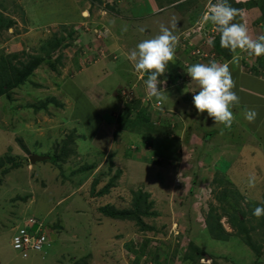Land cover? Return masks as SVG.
I'll return each instance as SVG.
<instances>
[{"label":"rangeland","instance_id":"1","mask_svg":"<svg viewBox=\"0 0 264 264\" xmlns=\"http://www.w3.org/2000/svg\"><path fill=\"white\" fill-rule=\"evenodd\" d=\"M101 1L99 6L96 3L91 7L83 0H0V11L16 22L0 32V55L22 51L38 55L41 45L54 35L66 38L68 31L75 30L64 41L69 46L41 63L27 83L11 90L10 99L0 97V159H5V167L19 165L10 167L5 176L0 174V264H134V256L124 242L137 246L142 238H149L151 254L149 258L144 254L141 264H151L153 259L154 264L156 260L159 264H180L176 250L189 251L187 240L218 256L213 262L205 257L195 264H264V226L260 225L264 216L253 215L256 207L264 206L263 140L257 138L258 145L253 138L257 147L252 146L250 136L232 129L234 123L230 128L215 124L207 113H199L189 121L197 134L183 146L146 131L144 123L135 124L136 113L130 130H119L116 122L125 104L151 106L139 98L144 96L141 89H129L131 86L123 81V69L129 65L121 58L116 63L111 60L123 47L133 49L144 39L158 35L161 23L170 25L175 18V34L181 28L176 51H184L176 52L178 57L169 63L163 77L167 79L172 65L178 66L171 87H176L184 72L181 62L190 64L192 57L223 62L214 51V56L210 53L206 58L189 57L192 50L181 40L190 21L204 15L200 11L209 0H195L188 12L185 7H169L165 0ZM263 2L258 5L261 7ZM199 4L203 5L200 10ZM82 12L87 24L80 28L76 24L82 20ZM125 13L128 21L124 20ZM95 35L102 38L97 41ZM209 49L208 45L200 48L207 53ZM121 91L129 97L131 94L132 101H126ZM148 97L152 103L157 100ZM185 99L193 101L190 96ZM160 100L163 105L168 102L167 96ZM46 102L45 108L35 110L34 105ZM163 118L156 112L153 121L164 122ZM106 129L114 134L112 139ZM63 149L65 162L53 160ZM30 155L47 159L31 164ZM223 160L231 164L219 170H232L229 186L213 182L216 169L225 167ZM85 166L92 168L81 172ZM252 175L256 178L254 188L248 186ZM95 180L97 191L112 181L106 195L90 194ZM229 189L237 192L227 194ZM139 190L152 203L149 212L155 213L142 217L151 228L148 231H140L133 221L110 219L98 210L104 205L119 210L130 208ZM223 194L230 196L227 202ZM236 200L241 208L237 214L245 216L240 220L247 231L241 232V237L231 235L226 241L212 239L206 230L210 213L220 218L219 223L228 233H238L228 220L232 214L222 209ZM24 216L43 223L42 230L51 242L43 252L31 253L27 258L11 247L14 229L22 224L20 218Z\"/></svg>","mask_w":264,"mask_h":264},{"label":"trees","instance_id":"2","mask_svg":"<svg viewBox=\"0 0 264 264\" xmlns=\"http://www.w3.org/2000/svg\"><path fill=\"white\" fill-rule=\"evenodd\" d=\"M83 1L89 2L91 7L94 6V4H96V3H98L97 4L98 6L100 4H102L101 0H83ZM165 1H166V3H168L167 5H173L177 9H182L185 7V10L187 12L189 11L191 4L196 2L195 0H184V1H181V0H165ZM229 2L231 3V5L233 7L241 8L244 10H246L245 8H248L250 5V3L248 1L243 3V2H237L236 0H229ZM0 6H1V4H0ZM199 6L202 7V4L201 5L199 4L198 7ZM198 7L196 9H198ZM200 7L198 10H200ZM3 9H5V8H3ZM202 11L203 10L200 11V14ZM2 12L3 11H0V32L3 30H9L10 28H12L16 24V22L13 19L6 18ZM194 14L195 13H192V15L190 17L192 18ZM199 16H197L196 18H198ZM196 18H194V19L196 20ZM193 22H194V20L190 21V25L188 28H190L191 25H193L195 23V22L194 23ZM74 31H68V36L66 38L62 37V36L57 37L54 35V37L52 39L48 40L44 45H41V47H40L41 53L38 55H26L25 53H23L24 51H22L21 53H13L11 55H0V97L4 96V97H7L10 99L11 90H13L15 88H19V87L23 86L25 83H27L29 77L32 76L34 71L38 68V66L41 63H43L44 61H47V60H51L53 58V55L56 54L57 51L61 50L62 48L69 46L68 44L64 43V41L66 39H70L71 35H72V33H74ZM214 38H215L214 44L212 46H209V47L211 48L212 51H214L216 53V55L218 57H221L223 60H231L233 58V55L237 54V52L232 53L231 51H229L227 49H223L220 47L219 34L217 32H215ZM251 56L253 57L254 55H249L246 52H240L239 53L240 59H238V60L240 62H242L241 64L243 65V68L247 72L248 71L254 72V70H256V69H254L253 65H251V64H253ZM23 57H28V58L26 60H21V58H23ZM261 57H263V56H261ZM261 57L254 56L255 59H258ZM60 58H61V55L59 54L57 56V58L55 59V62L59 63ZM250 58H251V60H250ZM248 65H251V66L248 67ZM51 67L55 69V66L52 64H51ZM177 76H178V66L172 65L170 67V70L168 71L167 79L169 82L172 83V81H175L177 79ZM163 77H160V78H163ZM46 104H47V102L43 103L41 105H34V108H35V110H38L40 108H45ZM133 113H136L137 121H135V124L138 122L144 123L145 127H146V129H145L146 131H153L152 134H154L156 136L166 137V139L169 138L172 141L175 140L174 139V138H176V134H175L176 131L174 130L175 125H170V124L168 125V124H165V122H159V123L154 122L153 121V119H154L153 113H151V114L148 113L145 107L141 106L140 103H135V102H134V106H130V105L126 104L124 106V109L122 110V113L120 114V116L117 117L116 122H117L119 130L127 131V130H130L132 128V124H134ZM137 126H139V125H137ZM170 126L172 128H170ZM185 132L187 135L188 134L190 135L193 133L197 134L191 128L190 123L187 124ZM204 139H205V137H204ZM63 151H65V149H63L62 152ZM62 152L60 153L61 155L56 153L54 157H52V156L51 157L53 158V160L56 159V161L60 160L62 162H65V160L67 158V154L65 155V153L64 152L62 153ZM223 162H225V161L223 160ZM4 164H5V159L1 158L0 159V174L4 175V176L9 173L10 169L16 168L19 166L18 163H13L12 166H8V167H5ZM229 165H231L229 162H225L224 168L222 167L223 166L222 165V166H219L218 169H216L213 182H215V183L217 182V183H219L221 185H225V186L232 185V183H231L232 182L231 181L232 170H228L225 173L219 172V170H225V168L228 167ZM10 167H12V168H10ZM221 167H222V169H220ZM230 167H232V166H230ZM91 168H92L91 166H85L80 171L81 172L86 171L87 169L90 170ZM0 181H1V179H0ZM96 184H97V181L95 180L92 184L91 189H90V194L95 195L97 197H101V196H104L108 193V189L112 186L111 185L112 181L109 184H107L102 190H99V191H97L95 189ZM236 192H237V190L229 189L227 191V194L231 195V194H235ZM227 194H223V196H224L223 200H225V202H227V199L230 197ZM216 197H217V199H219L221 201V199L218 198V196H216ZM227 205H228V208H226V209L222 207L223 212L225 214L226 213L232 214L231 216H228V220L230 222V225H232V227L237 229L238 233H235V234H231L232 232L228 233L224 229V227L221 225V223H219L220 218L217 217L215 214L213 215V213H210L208 215L209 219L206 220V223H207L206 224V227H207L206 230L208 231V234L211 236L212 239L219 240V241H223V240L226 241L231 235L241 237V232L245 233L247 231V229L245 228L243 219L240 220L241 215L238 216V214H237V212H239L238 209H241L238 207L237 200L234 204L228 203ZM151 206H152V203L147 201L146 194H143L139 190L136 193V195L133 196L132 204H131L130 208H125V209L119 210V209H115L114 207H112L110 205H104L103 207H100L98 210L100 212H102L104 214V216H106L110 219L133 221L135 223V225H137L139 227L140 231H148L151 228L144 223V221L142 220V217H149V216H152L155 214L154 212H149V209L151 208ZM212 209L213 208L211 207L210 210H212ZM241 217L244 218L245 216L244 217L241 216ZM27 218H29V217L24 216L20 219L24 220ZM241 222H242V224H241ZM243 225H244V227H243ZM260 225L264 226V221L261 222ZM243 228H244V230H243ZM239 234H240V236H239ZM246 239H248V238L246 237ZM244 241L246 242V240H244ZM247 242L249 245H252V247H254V244L250 243L249 240H247ZM149 243H150L149 238H142V240L140 242H138L137 246H134L135 244L131 243L130 241L124 242L127 251H130L132 253V255L134 256V264H141L142 261H140V258L144 254L145 255L147 254V257L150 256L151 252L149 251V245H148ZM187 244H188L187 247L189 248V251H187V250L183 251V249L182 250H176L178 257L180 258V264H195L196 262L198 263V260L203 259L205 257L209 258L213 262L214 260H216L218 258L217 254H212L211 252H209V250L206 251L204 249H201L199 246L195 245V243L190 241V240L189 241L187 240ZM135 247H137V248L135 249ZM254 249H255V247H254ZM74 264H84V262L77 261ZM143 264H145V263H143ZM151 264H154V259L152 260ZM155 264H159L157 262V260L155 261Z\"/></svg>","mask_w":264,"mask_h":264},{"label":"clouds","instance_id":"3","mask_svg":"<svg viewBox=\"0 0 264 264\" xmlns=\"http://www.w3.org/2000/svg\"><path fill=\"white\" fill-rule=\"evenodd\" d=\"M244 14V9L233 7L229 0H209L206 13L208 21L215 26L219 34L221 48L232 53L239 50L256 57L264 56V35L254 37L250 34L246 23L237 22V18H242ZM176 27L175 18L170 25L161 23L158 35L139 42L127 55L137 73L147 74V79L144 81L146 92L157 99H163L165 96L168 98L163 87L166 79L162 80L160 77L167 72L169 63L175 60L180 40L175 34ZM214 39V37L208 39L209 46L214 44ZM234 62H238L236 55H233L232 61L223 63L211 60L208 63L192 64L186 72L199 89L193 92V104L197 112L207 113L215 124H223L227 128H230L236 119L232 111L233 107L240 103V98L234 91L236 83L230 70V64ZM142 102L150 104L149 98L148 101L143 99ZM154 105H151L153 109L163 114L160 111L162 102L159 108H155ZM243 115L249 123H253L258 114L254 109H247ZM255 180V175L249 177L250 188L255 187ZM253 215L258 218L264 216V206L256 207ZM41 224L43 227V223ZM49 243L51 244L50 240Z\"/></svg>","mask_w":264,"mask_h":264},{"label":"crops","instance_id":"4","mask_svg":"<svg viewBox=\"0 0 264 264\" xmlns=\"http://www.w3.org/2000/svg\"><path fill=\"white\" fill-rule=\"evenodd\" d=\"M181 1H184V0H181ZM247 1L250 3V5L248 8H245L246 10H245L244 16L242 18L241 17L237 18V22L246 23L249 27L250 34L253 35L254 37L264 35V4L261 5V7L258 5L261 1L263 2L264 0H245L243 3L247 2ZM171 6L172 5H169V7H171ZM86 12H88V11H86ZM80 17L82 18V20L79 23H77L76 25H79L81 28L84 23L87 24V21L84 22V20H83L86 18L84 16L83 12H82V14H80ZM88 17H90L89 12H88ZM124 20L125 21L129 20V18H127L126 13H125ZM194 21H195V19H194ZM89 24L92 27V22H89ZM180 29L178 30L176 35H179L181 33ZM123 36H125V35H123ZM123 42L124 41H121L122 44H123ZM119 44H120V42H119ZM90 47H91V45L84 47V51H86ZM198 47L204 49L206 47V45H202L200 41H196V44L193 45L191 48H198ZM129 48L130 47H128V48L123 47L122 48L123 51H121L120 55L118 54V52L116 53L117 55L115 54L117 57H115L114 60H116V61H114L113 59L111 61L116 63L117 60H119L121 58V59H123L122 62H125L129 65V67H127L126 69H123L125 71V73H124L122 79H123V81L126 82V84H128V86H131V87H129V89L130 88H133V89L136 88L135 89L136 91H137V89L139 91L141 89L140 93L144 96L139 97V98H142V100H143L145 98H149L148 93L145 92L146 89H145V84H144V81L147 79V76H146V74L141 75L140 73H137L133 68H131L133 66V64L127 58V55L131 50V49L129 50ZM191 48H189V49H191ZM183 51H184V49L181 48L180 51H176V52L183 53ZM208 52L212 54L213 51L210 48ZM239 53H240V51H237V54H236L237 57H238ZM185 54H186V52H185ZM186 56H187V54H186ZM177 57L178 56L175 55V59ZM251 58H252V63H253L251 65H253L254 69H256V70H254V72L245 71V69L243 68V65L241 64L242 62H240L239 60H238V62H234V63L230 64V70L232 72L233 79L236 83V87H235L234 91L236 92V94L240 98V103L238 105L234 106L232 109V111L236 117V119H235L236 123L233 122L234 127L232 129L237 130V128H238L240 131L245 133L246 137L250 136L253 140L252 141V146H253V144H254L253 138L256 139L255 142L258 145H259V142H258L257 138H260L261 140L264 141V56L261 58H258V59H255L254 56L253 57L251 56ZM251 58H250V60H251ZM221 59L222 58L220 57V60ZM101 61H103V59H101ZM225 61H232V59L231 60H223V62H225ZM108 62H110V61H108ZM208 62L209 61H207V60L195 59L192 57L190 65L195 64V63H208ZM122 65L125 66V64H122ZM130 65H132V66L130 67ZM251 65H248V67ZM72 66H74V63L72 64ZM160 79L164 80L165 78H160ZM171 84L172 83L169 82L168 79H166V84L163 87H164L165 92L168 94V102L164 105L162 102V106L160 107V111L163 112V116L165 117V119L163 118L165 124L175 125L174 130L176 131V133H175L176 138H174L175 140H173V141H175V142H177L183 146V144H187V140L190 139V136H196V134H194V133L187 135L185 131H186L187 124L190 123L189 121L194 120L193 116L196 119V115L199 113L197 112L196 108L194 107L193 101L190 102V100L183 99L182 96L183 95L184 96H191V93L196 92L199 89L195 83H192L191 78L189 76H188V80L185 83H177L176 82V87H171ZM139 87H141V88H139ZM172 90H173V92H172ZM143 93H145V94H143ZM135 98H137V97L134 96L133 100H135ZM120 99H119V102H120ZM157 101H161V100L157 99L156 102ZM156 102H154V103L150 102V104L154 105ZM120 107L122 108L121 103H120ZM143 107L146 108L148 113H150V114L153 113V115L156 114V111H155V109H153L152 106L148 107V105H146ZM247 109H254L258 114L253 123H249L244 118L243 113ZM111 132L112 131H110L109 129H106L107 135L110 134V136H111L112 135ZM258 134H262V135L257 136ZM113 135L109 138L112 139ZM241 135L243 137V134H241ZM182 138L184 139V141H181ZM203 140L206 141V138ZM257 144H254L255 147H257L256 146ZM178 151H180V150L175 151V153ZM159 155L166 156V155L160 154V153H159ZM262 155L264 158V151H263ZM167 158H169V156Z\"/></svg>","mask_w":264,"mask_h":264},{"label":"built area","instance_id":"5","mask_svg":"<svg viewBox=\"0 0 264 264\" xmlns=\"http://www.w3.org/2000/svg\"><path fill=\"white\" fill-rule=\"evenodd\" d=\"M236 1L244 2L245 0H236ZM208 4L206 5V7L203 8L204 15L202 13L201 17L193 25H191L190 28L182 32L181 40L187 42L186 44L190 48L196 44L195 41H200L202 45H208L207 43L208 39L210 37H214L215 31H216L215 26H213L208 21L207 15H206L207 10H208ZM94 32L97 33L96 30H94ZM189 36L191 37V39L192 38L193 39L192 40L189 39L188 38ZM95 37L97 40H100L102 38L101 35H97V36L95 35ZM191 49H192V52L188 54V56L190 55L189 57L194 56V55L196 56L200 55L206 58L207 54H210V53L204 52L203 50H200V47L191 48ZM101 56H103L102 53H101ZM181 63L183 65L184 72L177 80V83H185L188 80V75L186 72L190 64L183 63V62ZM121 93L126 101H132L131 94L129 97V95H126L124 91H121ZM183 98H186V96H183ZM190 99L193 100V97L190 96ZM144 100L148 101V98H145ZM154 106L155 108H159L161 106V102L158 101ZM34 224H37V228L34 231H32L31 228ZM41 229H42V224L37 219L32 218V217L24 219L21 225L16 226L12 234V238H11L12 249L16 251L17 253H20V255L23 258H27L31 253H34V252H39V253L43 252L45 249L49 247L50 243L46 235Z\"/></svg>","mask_w":264,"mask_h":264},{"label":"water","instance_id":"6","mask_svg":"<svg viewBox=\"0 0 264 264\" xmlns=\"http://www.w3.org/2000/svg\"><path fill=\"white\" fill-rule=\"evenodd\" d=\"M47 159V157H41V156H37V155H30L29 157H28V160H29V162L31 163V164H34L36 161H43V160H46ZM36 227H37V225L35 224V225H33L32 226V228H31V230L32 231H34L35 229H36Z\"/></svg>","mask_w":264,"mask_h":264}]
</instances>
